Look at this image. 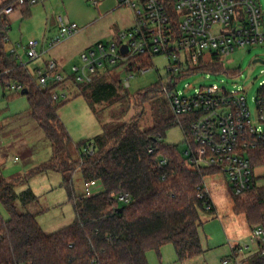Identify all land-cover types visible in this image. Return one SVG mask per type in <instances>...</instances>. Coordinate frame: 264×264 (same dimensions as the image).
<instances>
[{"label":"trees","instance_id":"16d2710c","mask_svg":"<svg viewBox=\"0 0 264 264\" xmlns=\"http://www.w3.org/2000/svg\"><path fill=\"white\" fill-rule=\"evenodd\" d=\"M29 8L30 5L21 6L25 15ZM5 46L0 33V58L5 68L11 69L0 83L3 87L9 81L23 85L21 95L26 98L28 116L50 142V160L32 174L51 171L62 175V186L75 218L51 234L44 233L34 215L18 213L15 206L17 199H34L32 192L28 189L17 195L13 188L19 182L0 177V202L8 214L7 219L0 217V264H148L146 253H159L166 244L173 245L179 261L202 253L198 229L205 210L197 187L218 171L192 168L182 151L164 143L166 131L177 125V118L172 113L163 115L142 128L141 109L129 120L80 141L75 146L78 156L71 159V139L57 113L65 101L52 99L59 84L40 88L29 70L7 55ZM136 61L142 69L153 67L149 60ZM116 68L99 73L89 84H77L92 110L95 103L126 93L123 81L112 73ZM199 70L228 75L220 62ZM159 93L162 94L158 85L138 92L133 95L135 106L142 108ZM179 120L190 138L188 120ZM89 146L91 154L87 152ZM248 157L253 170L264 166V139L248 151ZM77 170L84 182L98 184L101 191L88 198L75 195L70 185ZM125 194L131 199L128 204L118 201ZM232 200L234 213L244 215L250 229L260 226L264 232V184L258 185L255 175L251 187L240 196L232 195ZM213 211L214 208L210 212ZM240 264H264V256L254 252Z\"/></svg>","mask_w":264,"mask_h":264},{"label":"rangeland","instance_id":"374dc122","mask_svg":"<svg viewBox=\"0 0 264 264\" xmlns=\"http://www.w3.org/2000/svg\"><path fill=\"white\" fill-rule=\"evenodd\" d=\"M3 0H0L2 3ZM105 2V0H104ZM109 12L108 4L103 7L99 0L80 4L76 1L45 0L30 6L29 17H23L20 11L13 12L9 17L8 36L12 43L37 41L38 50L42 43L45 25L55 16L61 15L74 22L80 31L56 46L54 51L62 49L64 57V69L67 80L53 91L57 94H66L65 101L57 110L61 122L66 127L71 143V159H76L78 151L75 148L82 140L92 139L102 131L109 130L121 122L129 120L136 113L143 111L141 127L151 125L154 119L171 114L169 104L162 94H157L142 108L135 106L133 95L159 86L166 81L167 60L162 56L153 58V67L144 74H134L129 80V86L125 87L126 93H119L118 97L102 103H95L93 110L81 95L77 84L71 81L70 68L78 65L79 55L88 44L97 41H108L119 32L134 25L131 10L125 6H119ZM264 12V0H260ZM53 29L47 36L49 39L56 35ZM47 41V40H46ZM8 50V45L5 46ZM53 51V52H54ZM46 54L39 59H47ZM255 58L264 60V48L261 46L246 47L236 50L231 56L221 59L224 72L197 73L180 80L178 89L186 95H191L194 88L211 84L226 85L228 89L244 87L246 90L247 104L251 117H255V98L259 89V83L264 80V65L253 64ZM38 60V59H37ZM27 64V69L35 76V62ZM127 64H123L112 71L115 78L123 81L129 77L125 71ZM111 79L108 78V80ZM189 86V90L186 89ZM28 105L21 91L7 90L0 83V177L6 181L19 182L14 185V192L19 195L25 190H30L34 199H26V202L16 200L15 206L18 213H30L46 234H51L74 221V210L67 201L68 196L62 186V175L56 172H41L32 174L37 168L51 158L50 142L45 137L36 122L28 116ZM164 143L176 146L180 151L185 148L184 136L178 125L170 127L164 137ZM257 184H264V166L254 169ZM204 184L218 198V212L203 211L201 213L202 224L198 229L202 253L183 261L176 257L172 244L162 246L159 253L150 250L146 253L148 264H222L225 259L237 257L239 261L244 259L251 251H257V247L250 243L252 231L245 222L244 215L234 213L232 192L230 185L223 173L204 178ZM71 188L75 195L84 193V181L79 170L75 171L71 178ZM216 192V193H215ZM0 217L8 218V214L0 202ZM253 253V252H252ZM246 256V255H245Z\"/></svg>","mask_w":264,"mask_h":264},{"label":"built area","instance_id":"2783aa9c","mask_svg":"<svg viewBox=\"0 0 264 264\" xmlns=\"http://www.w3.org/2000/svg\"><path fill=\"white\" fill-rule=\"evenodd\" d=\"M6 1V0H5ZM42 0H7L0 6L1 39L8 45L6 53L18 66L27 68L39 59L37 41L12 43L9 36L8 17L23 5H36ZM119 6L129 8L134 25L116 34L111 40L98 42L79 55V64L70 68L71 81L78 85L89 84L99 73L127 64L129 77L123 85L129 86L134 74H144L137 59L151 61L156 56L167 60L166 81L159 84L168 101L171 113L184 136L182 156L192 168H211L223 173L233 196H240L252 185L254 170L248 151L264 139V80L259 83L255 98V118L252 119L244 87L228 89L226 85L211 84L194 88L191 95L178 89L181 79L206 73L201 66L220 62L238 49L261 46L264 48V12L260 0H118ZM56 35L47 39L46 47L53 48L76 35L80 28L66 17H54ZM126 48V52L122 51ZM153 64V62H152ZM154 66V65H153ZM11 69L0 58V78ZM36 84L44 89L62 85L67 74L54 60H47L35 67ZM7 90H23L19 82L9 81ZM189 86L186 85V89ZM66 94L52 93L59 102ZM188 120L186 133L179 118ZM89 154L92 148H87ZM164 163V161H161ZM205 211H211L212 202L204 181L197 187ZM101 191V186L84 182L82 197H91ZM130 197L120 195L118 201L128 204ZM252 231L250 243L264 256V232L260 226ZM222 264H240L237 257L225 259Z\"/></svg>","mask_w":264,"mask_h":264},{"label":"crops","instance_id":"0c3cea01","mask_svg":"<svg viewBox=\"0 0 264 264\" xmlns=\"http://www.w3.org/2000/svg\"><path fill=\"white\" fill-rule=\"evenodd\" d=\"M5 0H3L2 2H4ZM44 1L45 0H42V3H43V6H44V8H45V5H44ZM64 1H68V2H71V1H76V2H78V3H82V4H87V2H90V1H94V0H64ZM100 1V5H101V7H103L104 6V4L105 3H107L108 4V8H109V12H113L115 9H116V2H115V0H105V2H104V0H99ZM1 4V3H0ZM16 11H20V13H21V15L23 16V17H29L30 15H31V13H30V8H29V11H28V13H26V15L22 12V10H21V8H18V9H16ZM15 12V11H14ZM8 24H9V21H8ZM53 29H55L56 30V26H55V22H54V19H52V20H50V21H48L47 23H46V25H45V30H44V33H39V35L40 36H42V43H41V45H40V49L41 50H43V54L42 55H44V54H46V55H48L47 56V59L45 58H43V59H38L37 60V63L35 62V67H38V66H41L45 61H47V60H54V61H56L57 63H58V65L62 68V70L64 69V62H63V60H64V57L61 55V52H62V49H58L57 51H54V49L56 48V46L55 47H53V48H47L46 47V41L45 40H47V39H49L47 36H50L51 34H48L47 35V32H51V30H53ZM70 39V38H69ZM112 39V38H111ZM110 39V40H111ZM67 40V39H66ZM66 40H64V41H66ZM64 41H62L61 43H63ZM109 41V40H108ZM98 42H104V41H97V42H95V43H92V44H88L86 47H85V49H87L88 47H90V46H93L94 44H96V43H98ZM106 42V41H105ZM60 43V44H61ZM58 46V45H57ZM84 49V50H85ZM54 51V52H53ZM215 174V173H214ZM214 174H212V175H214ZM211 176V175H210ZM206 187V190H207V192H208V196H209V198H210V200H211V202H212V205H213V208H214V211H213V213H217L218 212V207H219V205H218V203H219V201H218V198H217V196L214 194V193H211L210 192V190L207 188V186H205ZM216 193V192H215ZM246 222V221H245ZM247 224V223H246ZM247 226H248V224H247ZM248 228H249V231H250V227L248 226ZM254 252H256L255 250L254 251H251L250 252V254L249 255H251V254H253ZM246 255V256H245ZM249 255H247V252L246 253H244L243 254V257H244V259L246 258V257H248Z\"/></svg>","mask_w":264,"mask_h":264},{"label":"water","instance_id":"95a60500","mask_svg":"<svg viewBox=\"0 0 264 264\" xmlns=\"http://www.w3.org/2000/svg\"><path fill=\"white\" fill-rule=\"evenodd\" d=\"M122 51L123 52H126V48H122ZM253 64H263L264 65V60L260 59V58H255L253 61H252ZM121 210V208L119 209V211Z\"/></svg>","mask_w":264,"mask_h":264}]
</instances>
